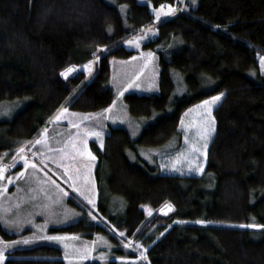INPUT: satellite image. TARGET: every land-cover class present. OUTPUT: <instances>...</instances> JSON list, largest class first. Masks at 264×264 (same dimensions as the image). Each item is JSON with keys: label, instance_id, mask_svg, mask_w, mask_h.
Here are the masks:
<instances>
[{"label": "trees", "instance_id": "trees-1", "mask_svg": "<svg viewBox=\"0 0 264 264\" xmlns=\"http://www.w3.org/2000/svg\"><path fill=\"white\" fill-rule=\"evenodd\" d=\"M113 1L0 0V102L29 99L4 128L31 131L62 106L87 111L108 105L110 61L133 56L125 41L156 29L143 47L156 53L158 89L124 95L130 115L154 119L135 139L116 126L102 146L88 140L96 189L125 205L121 215L100 213L124 238L144 245V264H264V229L248 226L264 225V75L257 65L264 55V0H147L177 9L161 20L148 4ZM174 38L180 45L172 42L178 47L167 57L156 49ZM92 59L89 76L82 69L59 76ZM172 70L182 75L186 91L169 102ZM217 93L223 96L212 111L214 133L200 175L161 173L149 162L128 160L126 151L136 145L155 147L177 135L182 113ZM168 202L171 211L158 213ZM86 218L63 229L108 233ZM3 264L65 262L58 247L40 244L13 250Z\"/></svg>", "mask_w": 264, "mask_h": 264}, {"label": "crops", "instance_id": "crops-1", "mask_svg": "<svg viewBox=\"0 0 264 264\" xmlns=\"http://www.w3.org/2000/svg\"><path fill=\"white\" fill-rule=\"evenodd\" d=\"M261 56L264 55L257 57V65L260 73L264 75V71L261 70ZM133 57L132 60H122L119 69L127 70L129 61L133 62L138 59V55ZM145 59L156 61L154 55H149ZM113 78L110 74V84H112ZM22 101V107H24L29 99L22 98ZM61 108H65L67 111L60 112ZM104 109L103 107L82 111L62 106L44 123L41 125H37V123L31 131H27L23 127H15L11 131L4 128L5 123L10 122L18 110L8 118H0V247L4 248V255L21 248L18 247L21 242L11 245H5L4 242L26 238L29 232L35 228V222L43 214L52 213L51 207L55 202L51 187L56 188L61 197L60 200L58 199L61 215L57 218V222L54 219L56 223H52L50 228L61 229L85 217V211L82 208L71 201L75 207L69 206L70 198L67 192L57 185V179L53 178V175L48 176L42 168L47 172L54 173L56 177H61L71 187L72 194L75 196L84 198L76 191V187H80V184H83L84 187L80 188L87 196L91 194V190L95 186L92 176H90L94 160L88 155L90 152L88 140L96 142V138L88 133L101 131L105 133L104 137L109 129L114 127L113 124H109L111 121L107 120ZM57 115L62 116V119H53ZM37 140H40V143H36ZM17 149H21V151L18 152ZM14 157H17L15 161ZM19 157L28 159L27 167H25L24 160ZM33 164L36 167H33ZM17 173H21V175L18 177ZM73 184L76 187H73ZM107 195L105 193L104 199L97 202V208L109 214L112 211L110 207L115 205L113 212L117 213L118 209L123 207V203ZM86 222L88 223V219ZM93 223V221L90 222V225ZM96 232V236L92 234L85 238L96 241V245L100 244L106 251L111 250L127 256L121 246H118L114 240H110L111 237L108 233L100 232V230H96ZM81 236L80 234L79 237ZM79 237L77 243H79ZM93 262L98 263V261ZM108 262H114V258L108 257Z\"/></svg>", "mask_w": 264, "mask_h": 264}, {"label": "rangeland", "instance_id": "rangeland-1", "mask_svg": "<svg viewBox=\"0 0 264 264\" xmlns=\"http://www.w3.org/2000/svg\"><path fill=\"white\" fill-rule=\"evenodd\" d=\"M105 1L109 4L115 5L113 0H105ZM136 1L138 3L148 4L150 12L154 15V17H156V9L160 8L161 5L158 7H153L147 2V0H136ZM162 5L164 7H163V9H161V11L163 12V11H166L168 5H171V4L168 2H164ZM119 10H120L122 16H124V8L119 7ZM146 29L139 31L138 33H136L135 35L131 36L130 38H128L126 40V41L135 40L137 37H141V39L139 41V46H137L136 44L129 45L125 41V44H126L125 47L127 49H132V50L136 51L133 54V56L138 55L137 61H133V62L129 61V63H128L129 65H128L127 70L126 69H123V70L119 69L121 66V62H122V60L124 61V60H129L131 58L133 59L134 58L133 56L126 58V59H112L110 61V74L114 77L112 82H111L112 83L111 89L113 92V96H112V100L110 101V103L108 105L104 106V108L107 109L109 105H113V107L108 112H106V118H107V120L111 121V122H109V124H113L114 127L118 126V127L124 128L128 132L130 139H135L138 136L141 128L144 125H146L148 122L152 121L155 117L154 115H152L151 117H134L128 113L126 106H125V102H124V95L127 93H133L134 92V93H138V94H150V93H155L158 89V87H157V74H158L157 61L153 62L152 59H145L147 56H149L148 52L153 53L154 57H157L156 53L154 52V50L146 49L143 47V44L146 41L152 39L155 34H152L149 31H145ZM141 32H143V33H141ZM146 33H147V35H146ZM174 39H175V41L172 39L173 41H169L165 45H159L156 47V49H160L163 52L164 56L167 57L171 52L175 51L177 49V47L180 45L179 39H177V38H174ZM172 42H175L176 44L178 42V44H177L178 46L175 47V44L173 46ZM91 61H93V63L91 65H88V68L91 69L90 71L84 67L88 63L84 64L83 66L70 65L74 69V71L69 73V75L67 77L61 75V72H62L61 71L59 73V76L62 79L68 78V77L74 75L79 69L80 70L82 69L84 72L87 73V76H89L93 71L95 60L92 59ZM70 66H68V67H70ZM68 67H66V68H68ZM111 68H112V71H111ZM247 74L250 77H253V71H248ZM170 76H171V79L173 81L174 87H173L172 94L169 98V102H171V100L174 97H178V96L184 94L186 91V87H185V84L183 82L182 75L179 72L172 70L170 73ZM207 99H205V100H207ZM205 100H203V101H205ZM113 101H115V104H113ZM216 105H217V102L212 105L210 114H209V111L206 110L205 106L201 105L200 103L187 108L182 113V115L180 117L179 131H178L177 135H173L166 142H164L158 146H155V147L136 145L135 151H130V150L126 151V155H127L128 160L130 162H136L139 164H141V161L147 162V163L149 162L148 164L150 166H155L157 168V170L161 173H172V174H178V175H180V174L181 175H183V174L200 175L204 169V166H205L206 148L208 146L209 141L211 140V138L213 136L214 131H213L212 135L208 138L207 141H205L204 139H202L199 136V132L201 130V127L207 126L209 121L214 120L213 116H212V111ZM22 106H23V101L21 98L1 101L0 102V112H3L4 109H10V111L6 115H0V118L10 117L11 115L14 114L15 111L19 110ZM110 116L111 117H119L120 119H117L114 122L112 119L108 118ZM134 130L137 132V134L135 136L132 135V132ZM186 135L188 137L187 140H185ZM95 138H96L97 142H100V140L97 137H95ZM193 146L198 148L199 152L192 151ZM182 152L185 154H188V160H185L184 157H180L179 163H177V168L175 170L168 167L172 163L173 159L177 157V154L182 153ZM133 157H134V159H133ZM193 159L198 161V162H203V169L200 172H196L194 170L195 167L199 166L198 163L193 166L192 170L189 169V167H188L189 161L193 160ZM162 164L166 166L163 169L161 168ZM49 173H50V175H53V178L57 179L56 183L59 187H60V185H63L65 187V189H67L71 193L72 197H70L68 195L69 198L77 200V201L76 200L73 201V200L69 199V201H68L69 206L75 207L73 204L78 206L77 203L79 201L82 208L83 209L85 208L84 209L85 211H88L89 209H90L89 211L92 210V212L94 214H96L97 217L102 219L107 224V226L110 227L108 229L106 228L108 235L111 237V238L109 237L110 240H112V241L114 240V242H116V244L118 246H121L126 251L127 256L122 255L118 252H113L111 250L106 251L104 249V247L100 246V244L96 245V241L86 239L85 235H84L85 231H83L81 229H63V228L55 229V228H50V225L55 222L54 219H56V222H57L58 221L57 218L61 215L60 214L61 208L59 207V200L61 197L59 195V192L54 187H51V189L53 191V193H52L53 200L55 202L53 204V206L51 207L52 213H46V215L43 214V216L38 221L35 222V225H34L35 228H33L29 232L28 236L26 238L18 240L19 242H21L18 244V247L28 248V247H32L34 245H39V244L51 245V246L58 247L61 251V257L64 260L65 264H86L90 261H98V264H144L143 258H141L139 260L135 259V257L141 256V253L143 252L141 250V248L139 247V244H137L134 241L133 237L124 238L123 233L120 232L118 230V228L116 226H114L106 218V216L102 215L101 214L102 211L97 208V205H98L97 202H100V200L104 199L105 192H103L102 194L99 193V191L96 189V186H94V189L91 190V194L88 195V197L90 199L94 200L95 207H93L84 198H81L80 196H78L79 197L78 198L77 196L72 194L73 192H72L71 187L68 186V184L65 183V181L61 179V177H59V176L56 177V175L54 173H51V172H49ZM90 176H92V181L94 182L93 174ZM80 187H84L83 184H80ZM57 196H59V197L57 198ZM55 198H57L56 201H55ZM113 198H116V197H113ZM96 199H97V201H96ZM116 199L120 200L123 203V207L119 208L117 213L113 212V208L115 205L112 208L110 207V210L112 209V211L109 213L110 215H115L118 213L121 215L124 211L125 205H124L123 200H121L120 198H116ZM164 205H162V206H164ZM162 206H160L157 209L158 213L165 215L169 211H171V209H172L171 208L167 212H161L160 208ZM40 215H42V214H40ZM85 216L87 217L86 219H88L89 224L92 221L94 223L97 222V221L95 222L88 213H86ZM109 229L111 230L112 233L110 232ZM89 231L90 230L87 229V232H89ZM92 233L96 236V233H97L96 229L92 230ZM64 234H67V235H64ZM80 234L82 235L81 237H79ZM52 235H60L62 237V240H60V241L48 240L47 237L52 236ZM78 237H79V243H77ZM112 237H113V239H112ZM129 243L133 244V247H131V248L126 247V245ZM65 245H67L68 247L66 248ZM85 249H92L91 253L88 255L87 258L82 259V260L65 259L66 253L69 256L75 257L77 255H83ZM138 250H139V252H138ZM100 253H104L105 256L107 257V259L106 260L100 259ZM129 255L130 256L132 255V257H130ZM5 257H6V255H4V260H5ZM108 257H113L114 262L109 263ZM116 257H127L128 259L119 260V259H116ZM4 260L2 262H0V264H3Z\"/></svg>", "mask_w": 264, "mask_h": 264}, {"label": "snow or ice", "instance_id": "snow-or-ice-1", "mask_svg": "<svg viewBox=\"0 0 264 264\" xmlns=\"http://www.w3.org/2000/svg\"><path fill=\"white\" fill-rule=\"evenodd\" d=\"M192 3L195 4L196 3V0H192ZM163 5L160 6V8L156 9V19L157 20H161L162 19V16L164 15H171V14H175V12L177 11V9L175 7H173L172 5H168L167 7V10L166 11H161V9H163ZM182 7L184 8H187L188 5L187 4H183L182 3ZM149 32H151L152 34H155L156 32V29L154 28H151L148 30ZM147 35V33H146ZM141 37H137L135 40H129V41H126V43H128L129 45L131 44H136L137 46H139V41H140ZM149 55H154L153 53H149ZM97 59L99 57H96ZM260 61H261V70L264 71V56H261L260 57ZM93 63V61H89L87 65H85L84 67L86 69H88L89 71L91 70L90 68H88V65H91ZM74 69L70 66L64 70H62L61 72V75L67 77L69 75V73L73 72ZM138 86V85H137ZM122 91V90H121ZM223 96V93H217L216 95L214 96H211L209 97L207 100L205 101H201L200 104L201 105H204L206 110L209 111V114H210V111H211V107L213 104H215L217 101H219L221 99V97ZM113 104H115V101H113ZM113 107V105H109L107 109H104L103 111L104 112H108L111 108ZM10 111V109H4L3 112H0V115H6L8 114V112ZM67 109L65 108H61L60 109V112H66ZM109 119H112L114 122L117 120V119H120L119 117H108ZM53 119H56V120H59V119H62V116L60 115H57L55 117H53ZM46 131V129H45ZM214 131V120L212 121H209L208 125L207 126H203L201 127V130L199 132V136L204 139L205 141L208 140V138L212 135ZM105 133L104 132H101V131H96V132H89L88 135H91V136H95L97 137L100 142H101V146L103 145V140H102V137ZM137 134V132L134 130L132 132V135L135 136ZM188 137L187 135L185 136V140H187ZM36 143H40V140H37ZM17 151H21V149H17ZM192 151H196V152H199V149L196 148L195 146L192 147ZM88 155L91 157L92 160H95V157L91 154V152L88 153ZM180 157H184L185 160H188V154H185V153H178L177 154V157L173 159L172 163L168 166L170 167L171 169L175 170L177 168V163H179V160H180ZM20 159H23L24 160V163H25V167L28 166L29 164V161L26 157H19ZM15 159H17V157H14L13 160L15 161ZM134 159V157H133ZM198 163V167H195L194 170L196 172H200L202 169H203V162H198L196 160H190L189 161V164H188V167L190 170L193 169V166L196 165ZM33 167H36L35 164H33ZM166 166L165 165H161V168H165ZM67 171V169H66ZM23 172V170H22ZM21 175V173H17V176L19 177ZM71 178V177H70ZM11 180V178H9ZM73 187H76L75 184L72 185ZM76 191L84 197L85 200L88 201L89 204H91L93 207H95V203H94V200L90 199L84 192V190H82V188L80 187H76ZM149 214L151 213V209H148V206H144ZM172 205L170 204V202L166 203L164 206H162L160 208V211L161 212H167L171 209ZM89 215H91V213H89ZM93 219H95L96 217H92ZM67 219V217H66ZM6 223H11V222H6ZM198 223L200 224H206L208 223V221H204V220H200L198 221ZM249 227H252V228H260V229H264V225H259V224H251V225H248ZM64 235H67V234H64ZM48 240H51V241H60L62 240V237L60 235H52V236H48L47 237ZM19 241H6L4 242L5 245H11V244H14V243H18ZM137 244H139V242L137 241L136 242ZM65 247L67 248L68 246L65 245ZM126 247L128 248H131L133 247V244L129 243L126 245ZM139 247L141 249L144 248V245L143 244H139ZM92 249H85L83 255H77L75 257H72V256H69L67 253L65 255V259H77V260H82V259H85L88 257V255L91 253ZM147 259V257L144 255V253L142 252L141 253V256L139 257H135V259L139 260V259ZM100 259L102 260H106L107 257L105 256L104 253H100ZM116 259H119V260H125V259H128L127 257H116ZM4 260V248L3 247H0V262H2Z\"/></svg>", "mask_w": 264, "mask_h": 264}, {"label": "built area", "instance_id": "built-area-1", "mask_svg": "<svg viewBox=\"0 0 264 264\" xmlns=\"http://www.w3.org/2000/svg\"><path fill=\"white\" fill-rule=\"evenodd\" d=\"M75 200V199H74ZM92 215V217L94 216V217H96L94 220L95 221H97V223H99L101 226H103V227H105V228H108L107 227V225H106V223L102 220V219H100L99 217H97L96 215H94V214H91ZM110 230V229H109ZM110 232H111V230H110ZM112 233V232H111Z\"/></svg>", "mask_w": 264, "mask_h": 264}, {"label": "bare ground", "instance_id": "bare-ground-1", "mask_svg": "<svg viewBox=\"0 0 264 264\" xmlns=\"http://www.w3.org/2000/svg\"><path fill=\"white\" fill-rule=\"evenodd\" d=\"M86 209H87V208H86ZM88 209H89V208H88ZM89 210H90V209H89ZM91 211H92V210H91ZM95 215H96V214H95ZM96 223H97V222H96ZM107 227L110 228L109 226H107ZM102 228H103V227H102ZM108 228H107V229H108ZM114 235H115V234H114ZM130 250H131V249H130ZM131 251H132V250H131ZM138 252H139V250H138ZM134 254H135V253H134ZM136 254H137V253H136Z\"/></svg>", "mask_w": 264, "mask_h": 264}]
</instances>
